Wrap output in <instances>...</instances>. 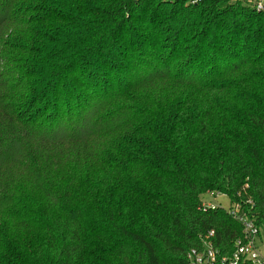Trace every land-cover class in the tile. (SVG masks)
<instances>
[{
	"label": "trees",
	"instance_id": "1",
	"mask_svg": "<svg viewBox=\"0 0 264 264\" xmlns=\"http://www.w3.org/2000/svg\"><path fill=\"white\" fill-rule=\"evenodd\" d=\"M259 0H0V264H186L264 232Z\"/></svg>",
	"mask_w": 264,
	"mask_h": 264
},
{
	"label": "built area",
	"instance_id": "2",
	"mask_svg": "<svg viewBox=\"0 0 264 264\" xmlns=\"http://www.w3.org/2000/svg\"><path fill=\"white\" fill-rule=\"evenodd\" d=\"M254 8L256 11L264 13V0L256 1ZM229 202L230 206L226 211L209 207L203 203L202 205L204 209L224 211L232 221L239 225L238 236L228 247L220 249L215 245L214 232L204 234L199 237L200 247L187 252L186 264H264V232L251 217L252 202L248 201L242 204L230 199Z\"/></svg>",
	"mask_w": 264,
	"mask_h": 264
},
{
	"label": "rangeland",
	"instance_id": "3",
	"mask_svg": "<svg viewBox=\"0 0 264 264\" xmlns=\"http://www.w3.org/2000/svg\"><path fill=\"white\" fill-rule=\"evenodd\" d=\"M202 203L209 207L220 208L227 210L230 206L229 199L222 194L206 193L201 196Z\"/></svg>",
	"mask_w": 264,
	"mask_h": 264
}]
</instances>
